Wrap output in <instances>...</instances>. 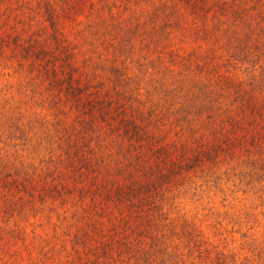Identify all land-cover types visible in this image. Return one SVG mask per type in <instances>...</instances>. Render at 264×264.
I'll return each mask as SVG.
<instances>
[{"label": "trees", "instance_id": "16d2710c", "mask_svg": "<svg viewBox=\"0 0 264 264\" xmlns=\"http://www.w3.org/2000/svg\"><path fill=\"white\" fill-rule=\"evenodd\" d=\"M72 1L0 0V264H264L253 232L264 223V0H184L162 10L157 29L148 23L159 11L143 30L130 23L131 47L144 34L163 63L150 88L118 64V36L114 58L87 55L92 75L77 62L62 30ZM220 33L222 51L174 58L178 39L204 49ZM111 78L113 96L103 93ZM236 103L245 122L216 123ZM206 199L217 231L242 233L255 256L210 238ZM188 200L201 205L195 217Z\"/></svg>", "mask_w": 264, "mask_h": 264}, {"label": "rangeland", "instance_id": "374dc122", "mask_svg": "<svg viewBox=\"0 0 264 264\" xmlns=\"http://www.w3.org/2000/svg\"><path fill=\"white\" fill-rule=\"evenodd\" d=\"M205 1H207V4L213 2L215 4V1L217 0ZM183 3H185L184 0H73L67 7L69 10L65 11L64 14H62V30L65 33L67 32V39L73 44L76 50H78L80 59H78L77 62L82 63V67L86 68L91 73V75L92 72H94V70L91 69V65L94 67V64L92 62H89L90 65H87L86 63L84 64L85 60L87 59V55L90 54L94 61L99 60L98 56H100L99 54L101 53L105 60L111 59V57L114 58L115 56H113V52L110 51V49L113 48L112 42H114V36H118L122 50L121 52L116 53L118 64L120 66L126 67V71L133 77V84H135L136 82L137 85L146 83L148 85L144 86H146V88H150L148 86H153L162 82L160 78V74L162 75V73H160L158 70L162 68L163 63H160L159 60L155 58L154 54L149 51V48L147 47L148 37H146V35L143 34L136 37H143V45H141V49L135 46L131 47V44L136 41H134V31H131L128 25H130V23L132 22L140 20L139 27L141 30H143L145 26L144 20L150 19L153 12L159 11L161 14H159V16L157 15L156 18L151 19L148 23V28L157 29L158 24L162 21V10H169V5H171L175 7L176 11H178L181 8H185L183 7ZM163 4H168V7L161 8ZM211 8V10H208V19H211V14L213 13L212 10L214 6L212 5ZM112 13H114V15L117 17L115 18L116 22H118L116 25L119 26V22L125 24L123 28H116V25L115 28L112 26V24L114 23ZM172 18H175V16ZM76 20H82L84 22L77 25L75 22ZM107 25L108 27H106ZM34 26L33 31L38 30L37 26H39V24H35ZM81 28H84V31L80 32L79 30ZM40 31V35L42 36V30ZM234 31H237L236 34L240 35V37L238 38L239 40L246 37L244 36L245 29L242 26H239L238 29H234ZM232 34L233 31L230 32L228 36H231ZM218 35L219 37L216 41V38H214L215 35L211 34L210 37L207 38L208 40L205 42L204 49L194 48V46H196V37L184 39V41H182V39H176L177 43L175 44V50L173 52V55H175L174 58L178 59L180 58V56L192 57L193 49L197 50L198 52H204L206 48L212 46L220 47V51H222V49L224 48V40H227L228 36L226 35L222 38L221 33ZM173 38H177V36H173ZM165 43L168 44L167 41ZM166 58L169 61L170 65L176 62H171L172 57L170 53ZM208 59L213 61V59L209 55ZM218 59H221V55L218 56ZM222 59H224V56L222 57ZM121 61H125L124 65L121 63ZM179 68L180 67L176 68V77H172V71L164 72L169 81H174L176 78H178ZM226 68H228V66L221 67V71L225 72ZM244 71L245 70L242 69L240 73L238 72V74L243 77V79H246L247 77L245 73H243ZM151 77H153V79H149ZM93 78L94 77L91 78L92 80L90 82H92V84L94 83L95 85L98 82V79ZM104 85L105 86L103 88V93L106 92L108 95L113 96L115 94V80L111 78L104 82ZM145 91L146 90H144L143 92ZM234 95L236 96V94ZM228 100L233 101V97L230 96ZM232 107L234 108H232L230 113L231 115H233V117L228 118V113L223 112V110L221 112L217 111L219 113L215 116L216 123L219 124L220 122L223 124V127L227 128L229 120L237 121L239 124L245 122L246 119L245 117H243V111L241 110L242 106L239 105V103H236L232 105ZM253 118H255V121L259 119L261 121L263 120L262 116H259V119L257 117ZM262 124L264 123L262 122ZM205 201L206 202L203 205L204 208L206 207L205 209L200 210L201 205L199 204L197 209V202L194 203L191 200H188L185 203V209L183 210H186L189 216L192 217H195L200 210L199 217L203 220L202 225L205 227L210 238L213 241H217V243L220 244V247H225L228 250L232 249V251L235 252H242L243 255L255 256L256 252L249 251L246 246H244L245 249H241V245L245 244L242 243L245 240L241 236L242 233H233L230 228L224 227H220L219 231H217V227L213 226V222H215L216 217L211 214V211H209V209L211 208V203L208 199H206ZM217 202L218 203L213 205H215L216 208H222L221 206H219L220 199H218ZM261 225L263 226L258 227L257 231H253L255 233L254 238L257 239V241L255 242H257V248L259 249L264 248V223L261 222ZM235 240L239 241L237 243H234ZM252 241L253 240H250L249 238L246 242L248 245H251L253 247ZM248 245L247 247H249Z\"/></svg>", "mask_w": 264, "mask_h": 264}]
</instances>
